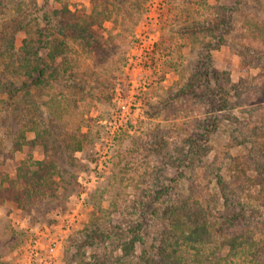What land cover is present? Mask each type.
<instances>
[{
	"label": "rangeland",
	"instance_id": "obj_1",
	"mask_svg": "<svg viewBox=\"0 0 264 264\" xmlns=\"http://www.w3.org/2000/svg\"><path fill=\"white\" fill-rule=\"evenodd\" d=\"M262 28L264 0H0V51L27 42L46 65L37 85L1 76L0 264H22L44 232L56 264H144L143 249L198 264L192 247H210L186 225L251 204L242 177L264 164L240 114L259 85L264 100ZM180 227L191 238L174 247ZM242 243L221 264H249Z\"/></svg>",
	"mask_w": 264,
	"mask_h": 264
},
{
	"label": "trees",
	"instance_id": "obj_2",
	"mask_svg": "<svg viewBox=\"0 0 264 264\" xmlns=\"http://www.w3.org/2000/svg\"><path fill=\"white\" fill-rule=\"evenodd\" d=\"M262 30L264 32V28H262ZM4 39L5 38L2 37V41H4ZM3 50L0 51V60H2L4 55L8 54V61H1L0 63L1 65H3V68L0 70V110H4L7 104V97L6 95H3V92L5 91L6 87L1 79V76L5 75L6 72L11 74L12 76H18V74H22L27 79L28 83L26 82V84H24L26 87H28L29 84L30 86L31 84L37 85L45 72L44 69L46 70L45 63H43V61L39 59L36 55L37 48L34 45L29 46L27 42H23V46L19 47L16 51L14 44L8 42V45H6L5 49ZM19 51L21 54L25 53L23 54L24 56L21 59H17L18 55L16 53ZM31 62L33 63V65L29 66ZM250 91H252L255 96H252V101H247L244 106L250 107L251 104H254L253 106L256 105V107L254 108V112L253 110L247 109L246 111H241L240 114L248 113L252 117V120L250 122L252 124V128L250 129V131H252L254 136L256 137L250 138L248 139V141L252 145H254V147H256L258 151L257 153H259L261 160H264V100H262L263 98L260 85L256 87L255 90ZM233 107L240 108V105L236 104L233 105ZM235 122H237V125H242V122L239 123L236 120ZM220 123L221 121L216 119V123L214 122V124L210 125L209 127H205L202 129L203 133L208 132L212 127L216 128ZM22 133H20L15 139H13L12 137L11 146L14 150L19 149V141L23 137ZM194 142L195 140H192L191 144H193ZM193 146H196L199 149V145H197L196 143H194ZM253 161L254 163L256 162V157L253 158ZM256 167L257 174L251 177L247 174L244 175V173L246 172L252 173L251 167L246 164L241 166V171L244 175L242 177V183L244 186L243 191H247V193L249 194L252 201L251 204H245L238 201L233 206V210L230 215L225 216V213L218 211L214 212V214L212 215L214 216L213 218H211V216L210 219H207L206 217H203V219L202 217H200V219L194 218L195 221H193V223L186 225L193 228L192 238L194 240L197 241V238H199L198 240L204 238L203 241L207 243V247H210L207 249V253H205L202 250V247H196L192 245L194 251L193 259H199L198 264H221V261H225V259L221 258L222 253H224V251L232 252L233 250H236L235 242L237 239L240 241V243L243 241L242 245L245 246V248L247 249L245 251V254L247 256L249 264L262 263L264 256H262L264 251V244H261L260 242L262 241V238H264V164L258 165ZM252 185H255L257 187V189H254L252 191V194H254L253 198L250 192V189L253 187ZM222 208H224V206ZM246 209H249V211H251L250 219H248V217H242L244 214L243 211ZM225 211L226 210H224V212ZM182 218L186 221V219L190 217L185 213L182 215ZM253 222H255L256 225H254ZM174 226L175 228H177V226H181V223L176 222ZM238 226L242 227L241 230H244L243 233L241 231H233L232 233L228 231H232L234 229L236 230ZM171 232L173 234L171 237L175 241L174 247L176 245L179 246L180 244H184V240L191 238L190 232L188 233L186 231V228L180 230V233L177 235L174 231ZM124 250L126 251V249H123V252ZM147 251V249L141 250L142 259H145L144 264H152L155 261L154 256L156 253H153L152 259H150ZM169 259L171 260H168L169 262H167L166 264H179L178 261L180 260V258L176 257L175 255H172L171 258L169 257ZM101 261L105 262L104 260ZM172 261H174V263Z\"/></svg>",
	"mask_w": 264,
	"mask_h": 264
},
{
	"label": "built area",
	"instance_id": "obj_3",
	"mask_svg": "<svg viewBox=\"0 0 264 264\" xmlns=\"http://www.w3.org/2000/svg\"><path fill=\"white\" fill-rule=\"evenodd\" d=\"M85 186L84 191L80 194L79 206L83 207L86 199V182L83 183ZM79 209H74L70 213L64 216V225L60 226L63 231L68 230V225L77 221L79 217ZM37 239L29 245L22 264H56L58 258L60 238L51 236L50 233L44 232L38 235Z\"/></svg>",
	"mask_w": 264,
	"mask_h": 264
}]
</instances>
